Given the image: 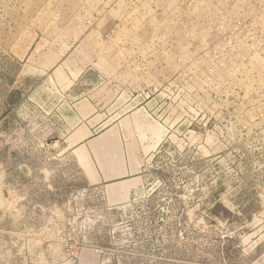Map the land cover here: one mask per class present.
I'll list each match as a JSON object with an SVG mask.
<instances>
[{
	"label": "rangeland",
	"instance_id": "374dc122",
	"mask_svg": "<svg viewBox=\"0 0 264 264\" xmlns=\"http://www.w3.org/2000/svg\"><path fill=\"white\" fill-rule=\"evenodd\" d=\"M0 264H264V0H0Z\"/></svg>",
	"mask_w": 264,
	"mask_h": 264
},
{
	"label": "crops",
	"instance_id": "0c3cea01",
	"mask_svg": "<svg viewBox=\"0 0 264 264\" xmlns=\"http://www.w3.org/2000/svg\"><path fill=\"white\" fill-rule=\"evenodd\" d=\"M86 102L90 105V107L93 108L90 102ZM80 103L81 101L78 103V105ZM80 110L85 115L89 113L88 106L86 104L82 105ZM87 117H81V119L77 118L75 128L66 136V139L83 126L86 128L88 135L68 148L66 151L75 157L76 151L81 150L84 152L85 160L80 162L82 165V168H80L87 186H100L101 189L106 191L112 189L111 191L115 192L114 188H119L121 185H126L125 191H122V189L119 188L118 192H115L114 196L111 198L113 201H118L126 195L129 196L134 190L132 185H135L137 181H141L142 168H140V166L137 168L134 167V165L128 160V156L123 154L121 156L117 154L115 157L110 156L108 161L102 160L100 158V150L94 148V141L97 139V137H94V126H90L88 121H85ZM111 130H114L113 127L104 131L102 135L110 132ZM96 157L99 159L97 160Z\"/></svg>",
	"mask_w": 264,
	"mask_h": 264
},
{
	"label": "built area",
	"instance_id": "2783aa9c",
	"mask_svg": "<svg viewBox=\"0 0 264 264\" xmlns=\"http://www.w3.org/2000/svg\"><path fill=\"white\" fill-rule=\"evenodd\" d=\"M67 249L71 251L72 250V246H68Z\"/></svg>",
	"mask_w": 264,
	"mask_h": 264
}]
</instances>
